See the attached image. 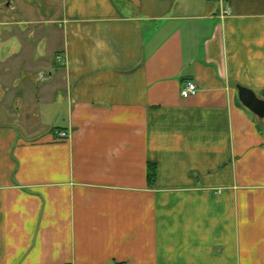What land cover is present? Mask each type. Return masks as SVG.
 Wrapping results in <instances>:
<instances>
[{
  "label": "crops",
  "instance_id": "1",
  "mask_svg": "<svg viewBox=\"0 0 264 264\" xmlns=\"http://www.w3.org/2000/svg\"><path fill=\"white\" fill-rule=\"evenodd\" d=\"M22 1L0 264H264V0Z\"/></svg>",
  "mask_w": 264,
  "mask_h": 264
},
{
  "label": "rangeland",
  "instance_id": "2",
  "mask_svg": "<svg viewBox=\"0 0 264 264\" xmlns=\"http://www.w3.org/2000/svg\"><path fill=\"white\" fill-rule=\"evenodd\" d=\"M11 1L15 2L16 4L15 9L9 10V12L6 13L5 5H4L6 3V0H0V49L2 48L4 50L5 49L9 50V48L13 45V43H15L14 41L11 42L13 40L11 39V37L27 35L35 31V29L37 28L36 24H31L27 26V31H24V32L22 31L23 30L22 19L17 17V14L19 13V9H20L18 4H20L23 1L20 0V3H18L19 0H11ZM16 41H19V39H17ZM36 41H37L36 38L33 39L32 41L31 49L33 52H35L34 47H36ZM3 59L4 58L1 55L0 56V82H8V83L14 82L15 84H19L21 79L22 78L24 79L26 75L27 77H31V78H34L36 76L37 72L35 70L30 72L27 70L19 71L17 69L13 72H10V71L7 72L5 69L7 68V66L11 65V61L4 62ZM30 64H31V67H34L37 64V61L33 59L31 60ZM16 66L19 67L18 64ZM35 89L36 88L34 87V85L28 86L26 88H23L22 94L24 95L25 98L31 99V96L35 98V95L37 94ZM16 93H18V91H16ZM5 94L6 95H4L2 91H0V98H3V100L0 101V126L16 127L19 125V122H21V119H18V120L12 119V118L9 119V117L4 115L2 110H5L6 113H10V112L11 114L16 113V110L20 106V103H18L20 97L18 95H15L14 88L12 89L10 93L8 92Z\"/></svg>",
  "mask_w": 264,
  "mask_h": 264
},
{
  "label": "water",
  "instance_id": "3",
  "mask_svg": "<svg viewBox=\"0 0 264 264\" xmlns=\"http://www.w3.org/2000/svg\"><path fill=\"white\" fill-rule=\"evenodd\" d=\"M239 101L247 108L256 118L264 119V100L259 98L252 90L237 86Z\"/></svg>",
  "mask_w": 264,
  "mask_h": 264
},
{
  "label": "built area",
  "instance_id": "4",
  "mask_svg": "<svg viewBox=\"0 0 264 264\" xmlns=\"http://www.w3.org/2000/svg\"><path fill=\"white\" fill-rule=\"evenodd\" d=\"M225 13H229V9L227 8ZM197 86L193 82H187L183 88L181 89L180 95L182 97L193 96L197 93ZM55 140H63L67 139L69 136L66 132H55L54 133Z\"/></svg>",
  "mask_w": 264,
  "mask_h": 264
},
{
  "label": "trees",
  "instance_id": "5",
  "mask_svg": "<svg viewBox=\"0 0 264 264\" xmlns=\"http://www.w3.org/2000/svg\"><path fill=\"white\" fill-rule=\"evenodd\" d=\"M155 181V169L149 168V173H148V183L149 185H152Z\"/></svg>",
  "mask_w": 264,
  "mask_h": 264
}]
</instances>
